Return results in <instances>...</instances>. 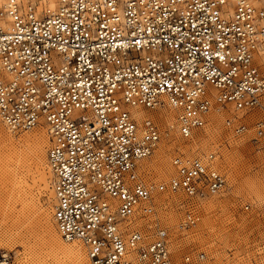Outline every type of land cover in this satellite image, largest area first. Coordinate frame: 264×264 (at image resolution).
I'll return each mask as SVG.
<instances>
[{"label": "built area", "instance_id": "built-area-1", "mask_svg": "<svg viewBox=\"0 0 264 264\" xmlns=\"http://www.w3.org/2000/svg\"><path fill=\"white\" fill-rule=\"evenodd\" d=\"M228 105L253 113H234L224 125L241 136L252 122L259 149L264 8L249 0L0 4V121L10 132L46 128L52 220L90 264H203L202 251L174 261L166 227L143 220L158 194L179 193L180 227L195 226L200 201L226 186L218 152L176 150L168 181H144L140 166L165 136L150 113L171 108L188 140L211 109ZM135 107L145 115L136 118Z\"/></svg>", "mask_w": 264, "mask_h": 264}, {"label": "rangeland", "instance_id": "rangeland-1", "mask_svg": "<svg viewBox=\"0 0 264 264\" xmlns=\"http://www.w3.org/2000/svg\"><path fill=\"white\" fill-rule=\"evenodd\" d=\"M35 1L39 7L54 5L53 3L50 6L49 0ZM250 1L255 6L264 8V0ZM223 108L231 110L233 114L219 116L217 123L210 122L207 115L206 124L200 129L211 132L207 134V141L203 146L204 142L194 143V136L189 141L186 140L187 142L180 138L175 126V115L171 114V120L165 121L149 114L165 135L160 142L166 145L162 153L165 163L154 162L156 151L161 145L159 144L148 158L141 161L140 171L144 181H168L174 175L170 160L176 150L187 157H202L216 151L217 167L226 177V186L221 192L200 201L199 220L193 227H180L183 211L177 204L184 196L179 193L158 194L154 199L153 214L143 221L146 223L145 228L153 226L155 221L166 227L170 234L171 256L176 262L188 252L202 251L206 255L203 264H264V140L259 149L251 143L252 122L248 123L246 134L234 136L225 127L224 119L233 117L234 113L245 119L254 115H244L242 111L239 115L232 111L230 105ZM156 111L175 114L169 107ZM38 128L44 129L43 126H38L29 131L10 132L0 121V260L6 259V264L53 262L49 253V237H46L48 234L45 230V220L48 218L56 231L52 220L50 173L46 172V187L40 185L39 175L30 165L31 160L26 157L17 160L7 149L8 142L17 143L23 136L39 130ZM173 130L176 134H173ZM47 147L48 142L45 155ZM21 183L25 184L22 190L19 188ZM19 197H22L21 200ZM136 221L138 224L143 222ZM153 230L152 227L148 232Z\"/></svg>", "mask_w": 264, "mask_h": 264}, {"label": "bare ground", "instance_id": "bare-ground-1", "mask_svg": "<svg viewBox=\"0 0 264 264\" xmlns=\"http://www.w3.org/2000/svg\"><path fill=\"white\" fill-rule=\"evenodd\" d=\"M3 1L4 0L0 1V4H2ZM53 3L55 5V1L54 0H49L50 6H52ZM230 111L231 110H228L227 108L224 109V108L215 106L213 109H211L209 111L208 120H211L210 122L217 123L216 121H218L217 119L219 118V116H221V115L222 116H226V115H228V116L230 115L231 116L233 113L230 112ZM131 112L138 119L143 117V115H145L144 110H142L141 108H138V107L131 108ZM156 112L155 113H151V116H153L155 118H158V120L169 121L173 117V116H171V114L175 115V114H173L171 112L169 113V112H165V111H160V112H157V113ZM238 114L240 115L241 112L238 111ZM251 114H253V113H251ZM210 124L211 123H209V126H211ZM40 126H42V125H40ZM210 132H211V130L210 131H205V129H194L193 133H192V136H194V138H193L194 139V143L204 142V143H202V146H203V144H205V141H207L206 140L207 139L206 138L207 134H209ZM174 133H175V130H173V134ZM192 136H191V138H192ZM23 137L24 138H22L17 143L12 142V141L8 142V146L9 147L7 148V146H5V148H7L9 150V152H11L17 158V160L25 159V157L28 158V160H31L30 162L32 164L30 163V165H32L35 168L36 172L39 175V182H40L39 184L40 185H44V187H46L45 186V185H47V183L45 184L46 172L50 173V170H49L48 165H47V158H46V155H45V146H46V144L48 142V133L46 131V128L44 127V129L36 130V131H34V132L30 133V134H27L26 136H23ZM189 139H188V141H189ZM190 144H192V143H190ZM186 146L189 149V146L188 145H186ZM165 147H166V145L162 143L160 145V147L157 149L156 157H155V161H154L155 163L161 164V162L163 161L162 153L166 149ZM162 163H165V162L163 161ZM30 165L28 164V166H30ZM46 168H47V171H45ZM50 179H51V174H50ZM21 184L22 185L19 188H21V190H22V187H25V184H23V183H21ZM50 187H51V183H50ZM50 190H52V188ZM24 193H25V191H24ZM21 198H20V200H21ZM45 216H46V214H45ZM46 219L47 220H45V227H46L45 230H46V232L48 234V236H46V237L47 238L49 237V244H48L49 248H50L49 253H50V255H52V258H53V259L51 258L53 260V262L51 264H90V262H89V260H88V258L86 256L85 250L81 246V244L80 243L77 244V242H68L67 243L66 241H64L60 237V235L58 234L57 230L55 231L54 227L49 223L48 218H46ZM2 257H4V256H2ZM5 263L6 262L4 260H0V264H5ZM177 263H179V262H177Z\"/></svg>", "mask_w": 264, "mask_h": 264}]
</instances>
